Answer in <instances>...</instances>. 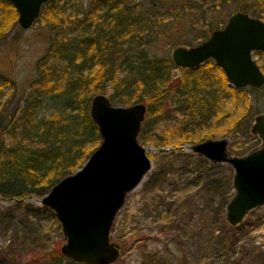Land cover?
<instances>
[{
  "label": "trees",
  "instance_id": "1",
  "mask_svg": "<svg viewBox=\"0 0 264 264\" xmlns=\"http://www.w3.org/2000/svg\"><path fill=\"white\" fill-rule=\"evenodd\" d=\"M72 1L48 0L42 5L35 21L47 29L49 41L35 64L36 78L21 106H16L9 117L0 113V195L4 199L20 201L31 194L42 198L63 177L82 167L101 142L89 116L90 103L108 86H112L108 97L111 104H145V120L138 135L144 147L177 148L210 139L214 133L197 137L190 128L207 124L214 116L215 130L220 132L217 135L232 131L251 137L249 123L259 112L252 113L247 96L261 91L264 84L259 88L230 87L212 59L196 68H180L168 57L152 56L149 48L157 43V35L162 34L172 16H185L193 9L201 11L202 6L210 12L221 11L233 4L238 11L264 22V0H168L178 11L166 13L172 18L156 13L155 7L143 8L129 0H89L85 9L70 5ZM17 23L14 5L0 0V41ZM220 23H211V31L221 28ZM208 37L202 36L198 44ZM173 39L177 47L178 40ZM184 45L197 44L191 41ZM255 54L264 58L263 51ZM259 68L264 71V61ZM175 70L178 73L174 74ZM170 105L182 117L178 132L154 133L157 123L169 117ZM223 105H229L230 110L220 114ZM46 110L49 113L45 114ZM236 113L238 116L231 118ZM237 150L244 152L241 147ZM229 198L224 196L220 201L221 209ZM41 210L55 219L45 207ZM27 215L35 218L32 211ZM28 240L26 243L32 246L43 244L36 231ZM11 257L10 248L0 251L1 264ZM34 257L42 262L39 264H75L56 248H43Z\"/></svg>",
  "mask_w": 264,
  "mask_h": 264
},
{
  "label": "rangeland",
  "instance_id": "2",
  "mask_svg": "<svg viewBox=\"0 0 264 264\" xmlns=\"http://www.w3.org/2000/svg\"><path fill=\"white\" fill-rule=\"evenodd\" d=\"M129 1L138 2L143 8L155 7L158 14L178 12L168 0ZM88 2L73 0L70 5L78 4L80 9H85ZM236 6L230 4L215 12L202 6L201 11L193 9L185 16H172L174 18L166 22L162 34L157 35V43L149 48L152 56L171 59L176 47L173 38L178 40L177 46L184 47V43L191 41L198 44L202 36L212 33L211 23L222 22L219 26L224 28L229 17L240 12ZM172 17L165 15V18ZM48 41L47 29L37 21L28 29H22L17 23L4 34L0 41V113H7L9 117L16 106H21L36 78L35 64L45 53ZM253 56L260 66L264 58L255 53ZM5 81L7 83L3 84ZM111 92L112 86H108L104 94L110 97ZM247 98L252 113H264V88L250 92ZM228 106L223 105L220 114L230 110ZM172 108L168 106L169 117L157 123L154 133L178 132L182 117ZM47 113L49 110L45 111ZM238 114H232L231 118ZM215 118L190 129L195 130L197 137L214 133L213 140L227 139L231 156L242 157L259 146L260 141L256 136L254 139L250 131L251 137L239 132L234 135L232 131L217 135L220 132L215 130ZM199 142L183 143L177 148L145 146L147 155L154 156L152 159L150 156L151 169L127 194L115 217L109 243L118 247L119 257L112 264H264V206L250 211L241 224L229 226L224 217L226 207L221 209L219 203L224 196L230 197L229 201L233 197V168L226 163H210L194 154L190 146ZM240 147L244 152L234 151ZM41 199L31 194L20 201L7 200L0 195V251L8 247L13 252L12 259L5 264H39L42 262L34 257L35 253L43 248L60 251L65 244L56 218L52 220V216L41 210ZM29 211L35 215L34 219L27 215ZM35 231L42 236V245L26 243Z\"/></svg>",
  "mask_w": 264,
  "mask_h": 264
},
{
  "label": "water",
  "instance_id": "3",
  "mask_svg": "<svg viewBox=\"0 0 264 264\" xmlns=\"http://www.w3.org/2000/svg\"><path fill=\"white\" fill-rule=\"evenodd\" d=\"M6 1L14 5L20 27L28 29L48 0ZM259 51L264 52V22L236 12L224 28L215 29L204 42L174 47L171 60L180 68H196L212 59L230 87L259 88L264 84V73L253 56ZM145 112V104L116 106L106 94H96L89 116L98 129L100 144L81 168L53 185L40 201L61 226L65 239L61 255L76 264H112L119 257L118 247L109 243L110 230L127 194L151 169L146 148L138 140ZM250 131L261 142L242 157L231 156L225 138L190 146L208 162L233 168L234 192L224 216L231 227L264 206V113L253 118Z\"/></svg>",
  "mask_w": 264,
  "mask_h": 264
},
{
  "label": "flooded vegetation",
  "instance_id": "4",
  "mask_svg": "<svg viewBox=\"0 0 264 264\" xmlns=\"http://www.w3.org/2000/svg\"><path fill=\"white\" fill-rule=\"evenodd\" d=\"M252 135V134H251ZM255 136V135H254ZM259 140V139H258ZM261 142V141H260ZM147 151V150H146ZM148 156V155H147ZM150 158V157H149ZM76 264V263H75Z\"/></svg>",
  "mask_w": 264,
  "mask_h": 264
}]
</instances>
